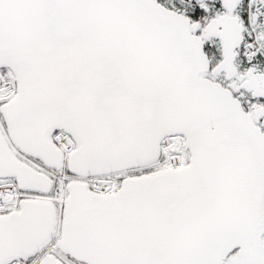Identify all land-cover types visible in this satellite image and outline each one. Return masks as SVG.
Listing matches in <instances>:
<instances>
[{
  "label": "snow or ice",
  "instance_id": "1",
  "mask_svg": "<svg viewBox=\"0 0 264 264\" xmlns=\"http://www.w3.org/2000/svg\"><path fill=\"white\" fill-rule=\"evenodd\" d=\"M0 264H264V0H0Z\"/></svg>",
  "mask_w": 264,
  "mask_h": 264
}]
</instances>
